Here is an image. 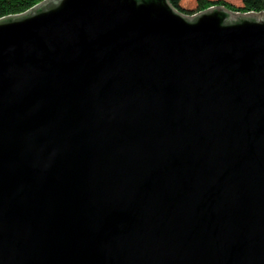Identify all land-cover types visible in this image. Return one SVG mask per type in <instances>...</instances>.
I'll use <instances>...</instances> for the list:
<instances>
[{
    "label": "water",
    "instance_id": "water-1",
    "mask_svg": "<svg viewBox=\"0 0 264 264\" xmlns=\"http://www.w3.org/2000/svg\"><path fill=\"white\" fill-rule=\"evenodd\" d=\"M0 264H264V11L0 18Z\"/></svg>",
    "mask_w": 264,
    "mask_h": 264
},
{
    "label": "trees",
    "instance_id": "trees-1",
    "mask_svg": "<svg viewBox=\"0 0 264 264\" xmlns=\"http://www.w3.org/2000/svg\"><path fill=\"white\" fill-rule=\"evenodd\" d=\"M42 0H0V18L20 14ZM171 5L180 12L188 15L197 13L214 5H221L235 12H262L264 11V0H241L235 5L228 0H194L192 5L186 0H169Z\"/></svg>",
    "mask_w": 264,
    "mask_h": 264
},
{
    "label": "rangeland",
    "instance_id": "rangeland-1",
    "mask_svg": "<svg viewBox=\"0 0 264 264\" xmlns=\"http://www.w3.org/2000/svg\"><path fill=\"white\" fill-rule=\"evenodd\" d=\"M193 1H194V0H186V2L191 3V5H192ZM228 1H230L231 3H233V4H235V5H238V4H240V2H241V0H228Z\"/></svg>",
    "mask_w": 264,
    "mask_h": 264
}]
</instances>
